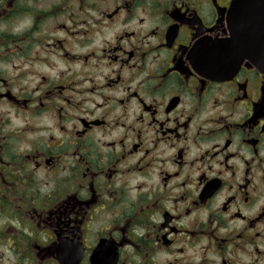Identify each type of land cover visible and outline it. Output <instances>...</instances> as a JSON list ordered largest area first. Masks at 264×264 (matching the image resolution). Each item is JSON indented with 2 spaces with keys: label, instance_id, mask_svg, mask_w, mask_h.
<instances>
[{
  "label": "clouds",
  "instance_id": "obj_1",
  "mask_svg": "<svg viewBox=\"0 0 264 264\" xmlns=\"http://www.w3.org/2000/svg\"><path fill=\"white\" fill-rule=\"evenodd\" d=\"M232 9L0 0V264H264V53L194 54Z\"/></svg>",
  "mask_w": 264,
  "mask_h": 264
},
{
  "label": "water",
  "instance_id": "obj_2",
  "mask_svg": "<svg viewBox=\"0 0 264 264\" xmlns=\"http://www.w3.org/2000/svg\"><path fill=\"white\" fill-rule=\"evenodd\" d=\"M258 3L260 7H256ZM229 22L230 27L233 23L240 25L231 41L215 45L201 42L194 48L197 61L213 72L228 70L226 61L234 49L253 59L264 53V0H233Z\"/></svg>",
  "mask_w": 264,
  "mask_h": 264
},
{
  "label": "flooded vegetation",
  "instance_id": "obj_3",
  "mask_svg": "<svg viewBox=\"0 0 264 264\" xmlns=\"http://www.w3.org/2000/svg\"><path fill=\"white\" fill-rule=\"evenodd\" d=\"M211 2L213 4V7L216 9V16L218 19L219 15H220L219 9L227 7L230 3V0H211ZM182 31L186 32L188 34V37L190 38L191 30L188 29L187 25H181L177 30V35H176V38L174 40V45H173L174 47H187L188 40L187 39L182 40L180 38V33ZM199 43H201V42H199ZM204 43L206 44L207 42H204ZM209 45H211V44H209ZM190 56H191V54H190ZM209 71H211V70L209 69ZM189 78L191 79V77H189ZM252 87H253L252 83L248 82L245 85L244 91L246 93H250L252 90ZM256 89L259 91V93L261 95H264V83H257ZM67 244L69 245L68 247L57 248L56 251L64 254V259L62 261V264H74V262L72 260V256H73L74 251H75V246L72 244L71 241H68ZM108 255H109L108 251L105 250L103 248V246H101V248L97 250L96 254L93 257V264H107Z\"/></svg>",
  "mask_w": 264,
  "mask_h": 264
}]
</instances>
